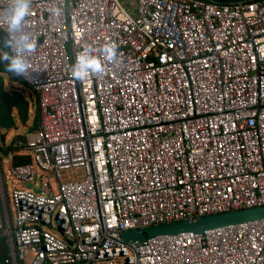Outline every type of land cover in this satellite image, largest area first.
I'll list each match as a JSON object with an SVG mask.
<instances>
[{
  "label": "built area",
  "instance_id": "built-area-1",
  "mask_svg": "<svg viewBox=\"0 0 264 264\" xmlns=\"http://www.w3.org/2000/svg\"><path fill=\"white\" fill-rule=\"evenodd\" d=\"M23 29L37 49L16 77L40 118L0 151L4 264H264V219L121 237L264 207V0H32ZM105 41L116 61L73 79L76 55Z\"/></svg>",
  "mask_w": 264,
  "mask_h": 264
},
{
  "label": "clouds",
  "instance_id": "clouds-1",
  "mask_svg": "<svg viewBox=\"0 0 264 264\" xmlns=\"http://www.w3.org/2000/svg\"><path fill=\"white\" fill-rule=\"evenodd\" d=\"M32 0H9L4 17L8 38L0 41V63L14 76L27 78L30 73L29 56L36 52L37 44L24 31L23 25L30 15ZM58 15L59 9L53 8ZM118 57V45L105 41L98 47H85L75 57L69 74L75 80H85L90 75H102L106 62Z\"/></svg>",
  "mask_w": 264,
  "mask_h": 264
},
{
  "label": "water",
  "instance_id": "water-1",
  "mask_svg": "<svg viewBox=\"0 0 264 264\" xmlns=\"http://www.w3.org/2000/svg\"><path fill=\"white\" fill-rule=\"evenodd\" d=\"M218 4H230L246 2L251 0H208ZM7 75L10 79L12 74L8 71L5 74L0 72V129L6 131L14 128L13 111H16L21 123H26L30 111L29 104L24 100L19 92L7 93L4 91L3 76ZM38 127V120L35 128ZM32 131V130H31ZM18 138V137H15ZM13 141V140H12ZM1 144H5V135L0 134ZM264 219V207L244 208L225 213L212 214L196 218L195 220H179L167 222L147 228L130 230L121 234L125 242H142L148 238L161 235H175L179 233H202L207 230L222 228L229 225L241 224L247 221Z\"/></svg>",
  "mask_w": 264,
  "mask_h": 264
},
{
  "label": "rangeland",
  "instance_id": "rangeland-1",
  "mask_svg": "<svg viewBox=\"0 0 264 264\" xmlns=\"http://www.w3.org/2000/svg\"><path fill=\"white\" fill-rule=\"evenodd\" d=\"M4 80V91L7 93H15L19 92L23 96L24 100L29 104L30 106V111L28 114V120L26 123H21L18 114L16 111H13V118H14V128L6 131L4 129H0V134L5 135V147H8L11 145L12 140L15 137H26V135L33 129H35V122L37 121V108H36V97L30 90L28 86L21 85L19 83H13L10 78L7 75L3 76ZM2 148V144L0 142V151ZM9 166L4 162L3 163V171L4 173H8ZM79 172L81 175L84 174V171L82 168L80 169H73L69 171H65L63 173V178H72L75 177V173ZM12 184L17 186L18 188H24V184L15 179L14 177L11 179ZM9 190L11 191V184H9ZM12 208V213L15 214V211L13 209V205H11Z\"/></svg>",
  "mask_w": 264,
  "mask_h": 264
},
{
  "label": "trees",
  "instance_id": "trees-1",
  "mask_svg": "<svg viewBox=\"0 0 264 264\" xmlns=\"http://www.w3.org/2000/svg\"><path fill=\"white\" fill-rule=\"evenodd\" d=\"M6 71L7 70H6L5 65L2 64V63H0V72L3 73V74H5ZM10 80L13 83H19L21 85H25L20 79H18L14 75L12 76V78ZM39 118L40 117H39V111H38V114H37L38 123H39ZM20 142H22V143L25 142V139L24 138H21V137L14 138L10 146H8V147L2 146L1 150L4 153H7L10 150L17 149V148H19L18 147V144ZM14 160H15V162H14L15 164H27V163H30L31 162V159L29 157H27V156H17ZM8 254H9V248H8V245H7V242H6V238L2 236L0 238V264H4V261L7 258V255Z\"/></svg>",
  "mask_w": 264,
  "mask_h": 264
}]
</instances>
